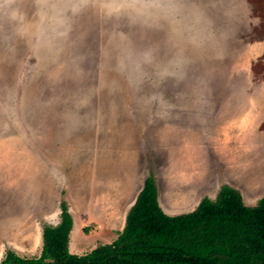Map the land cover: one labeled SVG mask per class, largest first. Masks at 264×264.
<instances>
[{
  "label": "rangeland",
  "instance_id": "rangeland-1",
  "mask_svg": "<svg viewBox=\"0 0 264 264\" xmlns=\"http://www.w3.org/2000/svg\"><path fill=\"white\" fill-rule=\"evenodd\" d=\"M260 93L264 0H0V260L37 256L61 202L71 252L112 241L150 174L170 215L226 183L255 205Z\"/></svg>",
  "mask_w": 264,
  "mask_h": 264
},
{
  "label": "trees",
  "instance_id": "trees-1",
  "mask_svg": "<svg viewBox=\"0 0 264 264\" xmlns=\"http://www.w3.org/2000/svg\"><path fill=\"white\" fill-rule=\"evenodd\" d=\"M72 224L61 202L60 221L43 226L37 256L8 250L0 264H264V196L247 206L226 184L214 199L202 197L193 210L169 215L150 174L116 237L83 254L69 250Z\"/></svg>",
  "mask_w": 264,
  "mask_h": 264
},
{
  "label": "crops",
  "instance_id": "crops-1",
  "mask_svg": "<svg viewBox=\"0 0 264 264\" xmlns=\"http://www.w3.org/2000/svg\"><path fill=\"white\" fill-rule=\"evenodd\" d=\"M263 95V98H264V93H260V96H262ZM250 106V108L251 109H253V110H259L258 108L260 107L261 109H263L264 110V100H263V103H261L260 105L259 104H254V102H253V104H251V105H249ZM258 114V113H257ZM257 114H252V115H257ZM239 120L240 119H238V120H236V121H234V123H238L239 122ZM245 123H246V119H245V121H244ZM229 123H232V122H229ZM228 124V123H227ZM246 126L247 127H249V125H247V123L246 124H244L243 125V127H239V126H236L234 129H237L238 131L237 132H246V131H249V129H247L246 128ZM223 129H225V136L223 137V140H219L218 141V139L217 140H215L214 141V143L215 144H217V143H219L221 146H224V147H221V151L222 152H224V151H228L229 149H230V147H229V145H228V143H225L227 140H228V138H230V137H234L235 136V138H237V139H239L240 138V136L239 135H232V133H235V130L233 129V127H230V126H225V128L223 127ZM229 132V134H227V131ZM236 132V133H237ZM213 138V137H212ZM243 145V144H242ZM245 145V144H244ZM243 145V146H244ZM215 146V145H214ZM252 148H254V149H256L257 150V154H258V144L256 145V147L253 145V147ZM249 150L250 149H246L245 151H247V152H249ZM253 152H254V150L252 149V155H253ZM254 157H255V155H253ZM236 153L235 154H233V155H231V156H227V158H226V161L227 162H229V163H227V171H226V175H249V173H248V171L251 169L250 168V162H251V160H249V158H247L248 160H239V161H237L236 160ZM250 157V156H249ZM258 167V165H257V163H256V165H255V167ZM125 169H129V168H126L125 167ZM192 170V171H191ZM248 170V171H247ZM187 171H188V175H195L194 176V179H195V181H194V184H196V178H198L197 176H198V174H197V171L193 168V169H187ZM126 173V172H125ZM124 173V174H125ZM259 173H260V171H259ZM123 174V175H124ZM127 174H125L124 176H126ZM128 175H131V174H128ZM197 175V176H196ZM252 175H258V168H256V172L255 173H253ZM144 180V179H143ZM232 180L234 181V182H239V183H242V179H237V178H232ZM155 181V180H154ZM228 186H230V187H233V188H235L236 190H238L237 189V187H234V186H232L231 184H228V183H226ZM142 185H143V182H142ZM156 185V184H155ZM141 188H142V186H141ZM140 188V189H141ZM156 190H157V187H156ZM140 191V190H139ZM138 191V192H139ZM239 191V190H238ZM240 192V191H239ZM138 194V193H137ZM136 194V195H137ZM136 197V196H135ZM157 199H158V197H157ZM134 200H135V198H134ZM134 200H133V202H134ZM132 202V203H133ZM132 203L130 204V206L132 205ZM159 203V202H158ZM198 204V203H197ZM130 206H129V208H130ZM196 207V206H195ZM194 207V208H195ZM128 208V209H129ZM193 208V209H194ZM162 209V208H161ZM192 209V210H193ZM163 210V209H162ZM128 211V210H127ZM164 211V210H163ZM191 211V210H190ZM165 212V211H164ZM127 213V212H126ZM166 213V212H165ZM186 213V212H185ZM167 214V213H166ZM170 215V214H169ZM125 216H126V214H125ZM124 221H125V217H124ZM123 225H124V223H123ZM73 227V226H72ZM72 230V229H71ZM71 232V231H70ZM41 248V247H40ZM40 251V250H39Z\"/></svg>",
  "mask_w": 264,
  "mask_h": 264
}]
</instances>
